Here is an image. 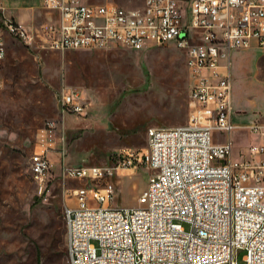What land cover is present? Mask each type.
<instances>
[{
	"label": "built area",
	"instance_id": "2783aa9c",
	"mask_svg": "<svg viewBox=\"0 0 264 264\" xmlns=\"http://www.w3.org/2000/svg\"><path fill=\"white\" fill-rule=\"evenodd\" d=\"M39 1L56 12V22L34 31L4 22L24 44L37 37L39 46L63 51L171 43L183 51L189 77L186 122L147 126L142 150L122 149L113 165L66 163L63 145L55 150L56 176L87 181L71 189L70 200L63 190L67 264H237L238 249L242 264H264V140L231 157L228 136L235 126L229 118V53L251 40L264 50V0H141L140 14H132L133 6L120 13L112 2ZM55 103L60 120L65 113L87 112L71 85L58 86ZM59 119L44 122L28 155L38 192L52 176V145L45 138ZM247 126L264 139V123ZM211 130L224 132L225 140L212 142ZM135 162L148 169L136 204L110 205L111 184L96 183Z\"/></svg>",
	"mask_w": 264,
	"mask_h": 264
},
{
	"label": "rangeland",
	"instance_id": "374dc122",
	"mask_svg": "<svg viewBox=\"0 0 264 264\" xmlns=\"http://www.w3.org/2000/svg\"><path fill=\"white\" fill-rule=\"evenodd\" d=\"M7 19L34 31L45 21L46 15L39 0H2L0 264H67L61 214L66 201L63 190L67 189L66 194H69L70 188L87 185V181L53 175L57 169V159L53 157L52 176L38 192L27 166L28 155L39 141L44 122L59 119L56 89L60 84L79 88L86 99L87 112L84 115L65 113L46 133L45 141L52 145L48 156H53L58 146L63 145L68 162L113 165L122 149L144 148L147 126L186 122L188 79L183 54L170 43L141 50L112 45L59 51L39 46L34 37L35 40L26 45L7 31L4 23ZM191 30L196 35L200 32ZM239 49L248 50L235 54ZM239 49L229 53V72L233 69L246 75L247 60L260 50ZM258 62L263 65L264 55L259 56ZM237 91L245 102L259 98L256 102L264 111V95L259 84ZM212 137L225 140L226 134L212 132ZM229 137L232 154L264 140L258 131L235 130ZM147 173L142 163L135 162L118 168L96 184H111L110 205L133 206L145 185ZM182 225L186 227L185 223ZM90 242L96 246L95 240ZM243 252L234 250L237 264H242Z\"/></svg>",
	"mask_w": 264,
	"mask_h": 264
},
{
	"label": "crops",
	"instance_id": "0c3cea01",
	"mask_svg": "<svg viewBox=\"0 0 264 264\" xmlns=\"http://www.w3.org/2000/svg\"><path fill=\"white\" fill-rule=\"evenodd\" d=\"M83 2L92 3V4L112 2V3H115V4L120 5V6L131 7V6L139 5L141 3V0H135L134 4H119L113 0H98V1L83 0ZM39 3H40V1H39ZM41 8H43L45 11L46 19L40 26L44 25L45 23H47L49 21L56 22L57 15H56L55 11L48 10L42 6H41ZM14 22H17V21H14ZM118 46H122V45H118ZM151 46H154V45H151ZM151 46H146L142 49H145V48H148ZM122 47H124V46H122ZM248 47H253V48H256L260 51H259V54L254 55L251 60H247V66H246L248 68L247 74L243 75L241 72L233 70V69L229 72V73H231V77H232L230 79V114H229V118H230L231 122L235 125L230 130V132L235 131V130L251 131L247 125L251 122H254V121L264 123V113H262L264 111L262 110L261 105L257 104V102H256L259 100V98L257 100L250 99V100H247L245 102V101H242L240 99V97H241L240 93L238 95L236 94V91H237L236 89H238L237 93L242 92L243 89L247 85L250 86L252 84L257 83L262 87V93L264 95V63H263V65H261L258 62L259 56L264 55V50L255 46L253 40H251L250 45ZM75 49H78V48H75ZM81 49H92V48H81ZM129 49H131V48H129ZM244 50H248V49H239L234 53L236 54V53L242 52ZM249 50L253 51V49H251V48H249ZM181 53L183 54L182 50H181ZM229 63H230V61H229ZM183 64H184V54H183ZM185 74H186L187 79H188V88H189V77H188L186 69H185ZM77 89L79 90V88H77ZM79 92H80V90H79ZM187 93H188V90H187ZM80 95H81V93H80ZM81 97L84 99V101L86 100L82 95H81ZM67 114H72V113H67ZM72 115H74V114H72ZM212 132H215L216 134L224 133V132L219 131V130H211L210 136H211L212 142L220 143V142L224 141V140H218L216 137H212ZM252 132H256V131H252ZM144 133H145V130H144ZM228 136H229V134H228ZM145 140H146V135H145ZM238 152L239 151H236L233 154L231 153V157H237ZM54 155L56 156V155H58V153L56 151H54L53 156H49V157H51V158L54 157L57 159L58 156L55 157ZM64 155H65V150H64ZM64 162L72 163V162L66 161L65 156H64ZM56 165L58 166V163ZM56 174H57V169H56L55 173H53V175H56ZM72 188H70V191L68 194L69 195L68 200L71 199L70 198L71 197L70 192H71Z\"/></svg>",
	"mask_w": 264,
	"mask_h": 264
},
{
	"label": "bare ground",
	"instance_id": "6f19581e",
	"mask_svg": "<svg viewBox=\"0 0 264 264\" xmlns=\"http://www.w3.org/2000/svg\"><path fill=\"white\" fill-rule=\"evenodd\" d=\"M117 6L120 7V13H127V7L120 6V5H117ZM140 13H141V6L132 7V14H140Z\"/></svg>",
	"mask_w": 264,
	"mask_h": 264
}]
</instances>
